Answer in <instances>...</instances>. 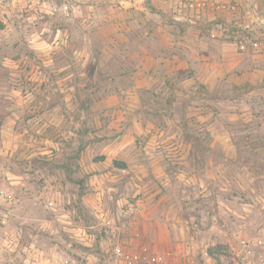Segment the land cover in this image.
Here are the masks:
<instances>
[{
	"label": "rangeland",
	"instance_id": "obj_1",
	"mask_svg": "<svg viewBox=\"0 0 264 264\" xmlns=\"http://www.w3.org/2000/svg\"><path fill=\"white\" fill-rule=\"evenodd\" d=\"M183 3L203 25L237 35L244 50L264 48V0H0V264H264L262 95L248 100L250 115L233 117L247 102L240 92L225 96L223 120L170 122V140L109 130L96 107L130 85L128 56L142 29L160 13L185 22L173 17L191 12ZM155 102L152 129H167L173 113ZM119 133L128 148L111 162H155L168 176L160 182L149 168L137 182L169 195L159 225L162 210L143 215L120 199L140 196L127 171V185L103 193L106 216L82 201L89 178L73 164L104 156L95 146Z\"/></svg>",
	"mask_w": 264,
	"mask_h": 264
},
{
	"label": "crops",
	"instance_id": "obj_2",
	"mask_svg": "<svg viewBox=\"0 0 264 264\" xmlns=\"http://www.w3.org/2000/svg\"><path fill=\"white\" fill-rule=\"evenodd\" d=\"M187 4L192 9L189 14H173L176 21L182 19L185 22L169 23L160 13L161 20L150 28L142 29L143 43H139L137 50L128 56L132 69L126 84L130 85L119 93L106 96L96 104L102 111V121L107 129H125L127 126L128 132H150L170 140L174 136L170 132V122H179L188 117L206 126L211 118L223 120L226 115L222 108L224 100H229L228 98L240 92H243L247 102L239 103L233 117L238 116L237 112L240 115H250L255 109V105L252 106V102L248 101L250 97H256L257 93L264 97V48L244 50L242 39L224 32L225 28L221 23H216L213 27L203 25L201 21L196 20L198 9L193 8V3ZM187 4L183 3L182 6ZM220 15L213 14L210 19ZM148 95L152 97V105L147 100ZM227 95L229 97L225 98ZM157 99L163 101L173 113L166 119L169 122L167 129L165 128L167 131L164 128L152 129L155 119L153 108ZM211 128L208 126V129ZM122 136L124 135L119 133L113 139H106L102 144L95 146L94 153L98 152L104 156L87 164H73L74 169H85L87 172L89 179H85V185L88 190L81 194L82 201L94 209L97 215L106 216L109 211L102 204L105 189L109 190L108 186H112L116 191L123 183L128 184L123 182L124 172L129 173V183L133 185L143 179L146 174L144 170L149 168L156 170L154 177L160 182L168 178L161 164L156 165L155 162H111V154L121 156L127 151L128 146ZM92 151L90 148L89 152ZM137 171H141V175ZM73 182L80 184L81 180L73 178ZM142 182L137 183L140 184L136 190L140 193L139 197L120 199L131 203L126 206L128 211L138 210L143 215L150 214L149 210L151 215L162 210L157 214L159 225L160 216L169 211V206L166 208L165 205L169 195L158 194L159 190L145 191L147 183ZM120 199L119 205L123 206ZM151 200L154 201L152 207L146 206L145 201Z\"/></svg>",
	"mask_w": 264,
	"mask_h": 264
},
{
	"label": "built area",
	"instance_id": "obj_3",
	"mask_svg": "<svg viewBox=\"0 0 264 264\" xmlns=\"http://www.w3.org/2000/svg\"><path fill=\"white\" fill-rule=\"evenodd\" d=\"M231 8L234 9V6H231ZM52 203H53L52 201L49 202L50 205ZM103 224H104L103 230H104L105 234L108 236L109 241H112V232H113V230H112V227L110 226V221L109 220H105L103 222ZM113 254H114L115 258H121L122 257V250L120 248V245L115 244L113 246ZM151 259L155 260L154 257H152ZM70 264H76V260L75 259H71L70 260Z\"/></svg>",
	"mask_w": 264,
	"mask_h": 264
},
{
	"label": "trees",
	"instance_id": "obj_4",
	"mask_svg": "<svg viewBox=\"0 0 264 264\" xmlns=\"http://www.w3.org/2000/svg\"><path fill=\"white\" fill-rule=\"evenodd\" d=\"M147 3L150 2V0H145Z\"/></svg>",
	"mask_w": 264,
	"mask_h": 264
}]
</instances>
